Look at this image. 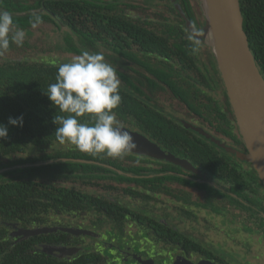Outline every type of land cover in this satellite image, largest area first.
<instances>
[{"label": "trees", "instance_id": "16d2710c", "mask_svg": "<svg viewBox=\"0 0 264 264\" xmlns=\"http://www.w3.org/2000/svg\"><path fill=\"white\" fill-rule=\"evenodd\" d=\"M134 1L141 3L140 9L146 12L142 20L135 21L121 9L119 2L114 6L110 0H0V9L13 13L17 27L25 32L22 46L13 44L0 55V124L8 127V137L0 140V172L3 171L0 174V264H115L112 262L114 255L98 247L103 236L96 230L94 219L97 216L94 214L97 211H109L113 215L119 212L121 215L128 212L133 215L137 212L119 210L125 207L112 204L110 200L96 199L84 186L146 200L151 198V194H142L133 188H115L110 181L135 182L138 185L165 181L162 188L152 185L148 189L155 195L163 194L182 201L188 214H194L195 208L207 210L215 216L240 218L245 231L254 232L257 235L255 239L262 237L264 240V187L253 167L203 138L188 140L187 148L184 141L187 135L163 115L149 110L137 96L144 95L141 85H145L142 73L145 66L143 70L156 75L171 91L176 87L177 98L195 102L194 87L187 78L191 74L195 80L203 78V70L199 66L201 60L192 56L197 53L191 50L187 39L189 32L175 8L179 5L192 25L203 33L191 0H176L174 4L172 0ZM165 1V10L152 12L159 2ZM240 6L249 47L264 78V0H240ZM137 8L135 6L134 9ZM36 32L42 35L41 44L31 43ZM62 41L65 46L61 47ZM59 44L58 48L62 51L71 46L69 54L82 55L84 51L102 53L112 63L121 81L119 91L122 101L114 110L121 124L140 130L144 123L148 124L150 128L147 132L151 137H156L164 148L182 159H188L208 182H189L192 188L198 189H177L174 185H187V182L178 175L167 174V168L162 171L167 174L163 178L143 179L122 175L121 172L142 175V169L134 165L136 157L130 154L118 158L105 153L92 155L79 151L74 145L54 151L57 146L70 144L67 141L61 144L56 139L57 125L53 122L55 116L69 114L61 112L46 94L48 86L56 82L60 63L35 60L29 58V53L55 52ZM207 51L213 56L210 48L207 47ZM130 61L133 73H130ZM131 77L136 88L131 87L134 84ZM207 82L210 85V81ZM220 82L223 83L221 78ZM129 87L134 90L133 93ZM204 107L213 112L209 115L218 122L219 135L236 138L229 103L226 121L221 117L219 108L212 103ZM21 116L22 127L9 124V118ZM78 119L94 123L90 115ZM30 150L38 152L29 153ZM154 173L158 172L151 174ZM70 214L76 216H67ZM105 217L115 221L122 232L126 224L136 225L147 235L145 238L161 245L165 252L174 250V254H183L186 260L194 255L196 258L215 260V264L225 261L206 243L178 230L166 219L161 222L158 217L151 216ZM87 220L91 228H81L93 235L80 236L82 240L60 230L18 243V239L12 237L14 227L76 228L79 222ZM44 246L84 251L74 257L60 259L45 253ZM116 264L129 262L119 259Z\"/></svg>", "mask_w": 264, "mask_h": 264}, {"label": "flooded vegetation", "instance_id": "af4514ba", "mask_svg": "<svg viewBox=\"0 0 264 264\" xmlns=\"http://www.w3.org/2000/svg\"><path fill=\"white\" fill-rule=\"evenodd\" d=\"M112 1L113 5L116 6L118 3V0H110ZM141 4H135L129 6L120 4L121 9L123 8L125 13L137 20L143 19L142 10L140 9ZM138 7L137 10L141 13L132 16L128 14L130 12L129 9H133ZM186 26V25H185ZM196 29V28H195ZM188 31V30H187ZM189 32V31H188ZM204 45V44H203ZM202 45V46H203ZM205 46V45H204ZM200 48L199 52L196 56L201 60L200 64L203 65V78L201 76L200 80H195L194 77H189L187 80L193 85V98L195 99V102L193 101H184L185 99H181V97H176V87L171 89L168 87V85H164L160 78H158L156 75L148 73V70L145 71L143 68H146L145 66L142 67V73H144L145 77L143 79L145 85L142 86V90L144 95H137L138 98H140L144 103H146V107L149 108V110H152L156 112L159 115H163L172 125H174L179 131L185 133L187 135V138H185V146L188 148V140H191L193 138H203L206 140L205 137H203L198 131L201 130L203 132L209 133L213 135L215 138L222 140L225 144L232 146L236 149H239L243 152H247L242 147L243 141L241 139L238 127L236 125L235 117L232 111V115L234 117L233 122H235L236 129L233 130L235 132L236 138L230 139L227 137H223L218 134L217 130V124L218 122L213 121V118L209 113H213L211 110H206L204 105H208V103H212L216 108H219L221 111V117L225 119L227 118V110H228V97L226 94L224 83L221 84L220 78L221 74L218 69L217 62L215 60V57L212 56L207 51V47L205 46ZM146 57L150 56L148 54H145ZM130 68L133 66L132 61L129 62ZM131 72L132 68L130 69ZM191 73V72H190ZM132 75V74H131ZM160 79V80H159ZM210 81V85L207 82ZM222 80V78H221ZM131 82H134L131 87H135V81L131 77ZM165 82V81H164ZM129 91L133 93V89L129 87ZM156 91V92H155ZM225 93V95H224ZM198 98V100H197ZM192 99V98H191ZM193 100V99H192ZM197 100V102H196ZM200 103V104H199ZM230 105V104H229ZM231 107V106H230ZM210 111V112H209ZM229 118H231V114L228 115ZM125 128H129L131 131H137L144 136H146L151 142L157 144L159 147H161L162 150L167 151L175 156H177L175 153L169 151L168 149L164 148L162 143H160V140L157 141L154 137H151L147 130H149L150 126L146 123L143 124V129H137L132 128L130 126H124ZM178 151V150H177ZM188 151H186L187 153ZM131 156H135L136 163H134L135 166H138V168H141L142 175H132L127 172H121L122 175L130 176V177H140L143 179H150L154 177H165L167 174H174L182 177L187 182V185L174 183L170 185H174L175 188H183V189H198V188H192L191 185H189V182H195V183H206L208 182L206 176L204 174L199 173L194 174L192 172H188L184 170L183 168L179 166H175L169 163H166L164 161H159L156 159H152L145 156H138L131 154ZM179 157V156H177ZM182 158V157H179ZM188 161V159L183 158ZM131 160V159H130ZM191 163L190 161H188ZM192 164V163H191ZM170 165V166H168ZM192 166L197 169L199 172H201L194 164ZM111 170L116 171L115 168L109 167ZM168 169L169 171L165 175L162 173L165 169ZM157 171L158 173L151 174L152 172ZM117 172V171H116ZM197 176V177H195ZM184 181V182H185ZM115 188H133L137 190L138 192L142 194H151V198L149 200L143 199L142 197L132 198L130 196L125 197L121 194H117V191H113L110 194L106 192L103 189L96 188L94 186H84L86 188L87 192H90L93 194V196L96 199L102 198L103 200H110L112 204H119L125 209L119 208V210H132L134 212H137L135 214L131 213H125L124 215H121L120 212L117 215H113L109 213V211H97L94 216H97L96 219H94V224L96 227V230L99 231V233L103 236L102 240L98 243V247L102 250H107L109 254H113L115 257V260H113V263H117L119 259H122L124 262H135L136 264H147V260H151L153 264H165L164 261H166L168 258L162 254L161 252L154 253V250L156 247H159L160 249H163L161 245H158L151 241L147 237L145 233H142L139 228L134 224H126L124 226L123 232L121 231V228L117 226L115 221L108 219L105 216H151L154 218L161 219V222H164L165 219L169 222H172L175 227L184 232L187 235H190L203 243H206V246L208 248H211L215 254H218L221 259H224L225 261H230V263H234L232 259H228L227 256H225V250L222 246H218L221 248V250L213 249L211 246L212 242L205 241L202 235H194L193 233H189L185 230L180 229V226H184L188 230L192 228L194 222L198 221L199 225L201 223L204 224V229L206 232H208L211 236L214 235L215 237H219L221 239V244L224 247H227V245H242L240 244L238 240L239 234H245L248 236V238L257 240L258 242L260 239H255V233L250 231H245L244 225L240 222V218H227L226 216H215L213 213H210L207 210L203 209H195L193 208L194 214H188L186 213V207L183 204L182 201H179L177 199L169 198L164 196L163 194H157L155 195L153 192H150L148 187L155 186L157 188H162L163 185H165V181L158 180L155 181L154 184H147L144 183L142 185H138L135 182H125V183H119L117 181H110ZM80 187V185L78 186ZM175 210V216H177L179 222H174L171 218L168 216H171L169 214L170 211ZM207 212V213H206ZM67 216H76V215H67ZM89 216V215H85ZM164 216V217H163ZM199 216H204L203 218H200ZM163 217V218H162ZM187 221V223L185 222ZM69 225H73L72 223H68ZM75 226V225H73ZM91 228L90 221H84L79 222L78 226H75L76 228L82 229L81 227L87 229L86 227ZM72 227V226H70ZM93 228V227H92ZM98 228V229H97ZM194 231V230H192ZM258 231V230H257ZM106 233H109V238L107 239L104 235ZM128 232H133V235H129ZM257 236V235H256ZM78 240H82V237H80ZM144 241H147L146 244L142 243ZM248 240V239H247ZM262 241V240H261ZM247 242V241H246ZM96 242H93L94 244ZM82 247V246H81ZM77 249V253L80 251L79 248ZM154 253L153 256L150 255V252ZM174 250L169 251V254L172 256V261L169 264H174L177 260V258H182L185 261V264H201V262H207L206 264H215V260H209L206 258L198 257L196 258L194 255H190L187 257V260L184 255L182 254H174ZM76 253V254H77ZM232 254L235 252H231ZM75 254V255H76ZM166 254V252H165ZM74 255V256H75ZM148 257H147V256ZM234 255V254H233ZM73 256V257H74ZM201 258V259H200ZM219 262V264H226V262ZM189 262V263H188ZM217 262V261H216Z\"/></svg>", "mask_w": 264, "mask_h": 264}, {"label": "water", "instance_id": "95a60500", "mask_svg": "<svg viewBox=\"0 0 264 264\" xmlns=\"http://www.w3.org/2000/svg\"><path fill=\"white\" fill-rule=\"evenodd\" d=\"M175 1L172 0L174 3ZM202 1L207 18L206 28L203 31L204 36L201 38L202 44L210 48L215 57L236 125L247 152L229 146L209 133L196 131L226 154L250 164L264 187V78L249 47L240 0ZM175 8L190 33L195 27L179 5H175ZM125 130L131 134L137 145L131 154L164 161L197 175L200 173L187 160L162 150L143 134L131 131L129 128ZM2 173L3 171L0 172ZM59 230L77 237L93 235L92 232L79 228L25 229L14 227L12 237L17 238L16 243H18L41 235L57 233ZM43 251L60 259L73 257L77 253L76 248L49 246H44ZM174 264H185V261L177 258Z\"/></svg>", "mask_w": 264, "mask_h": 264}, {"label": "clouds", "instance_id": "9594fccd", "mask_svg": "<svg viewBox=\"0 0 264 264\" xmlns=\"http://www.w3.org/2000/svg\"><path fill=\"white\" fill-rule=\"evenodd\" d=\"M203 36L195 28L188 34L193 53H198L202 47ZM24 39L25 32L17 27L13 13L0 9V55L13 44L22 46ZM120 87L116 69L100 52L84 51L71 62L61 63L56 82L50 84L46 92L61 112L69 114L54 117L56 139L92 155L105 153L118 158L134 151L137 145L114 111L122 101ZM86 115H90L94 123L78 119ZM9 124L22 127L23 116L9 118ZM7 137L8 127L0 124V140Z\"/></svg>", "mask_w": 264, "mask_h": 264}, {"label": "rangeland", "instance_id": "374dc122", "mask_svg": "<svg viewBox=\"0 0 264 264\" xmlns=\"http://www.w3.org/2000/svg\"><path fill=\"white\" fill-rule=\"evenodd\" d=\"M104 1H109V0H104ZM118 2L122 5H135V4H141L138 3L134 0H118ZM176 2V1H175ZM158 3V2H157ZM167 3V1L165 2H159L157 5V8H154V10L152 12L155 11H162L165 10L164 6ZM174 4V2H172ZM191 3L194 7V11L196 14L197 19L200 22V28L205 31L206 28V14L203 8V1L202 0H191ZM140 8H142V4L140 5ZM130 12H128V14L132 15V16H136L138 14H140L141 12L138 11L137 9H129ZM142 14L145 15L146 12L142 11ZM142 15V16H143ZM51 31H49L48 33H50ZM40 38H42L41 33L36 32L34 33L32 39H31V43H37V44H41V42H39ZM50 41V40H49ZM60 44L61 47L65 46V42L62 41ZM57 45L56 51H51V52H46V53H42V52H30L29 53V58H34L35 60H39V61H48V62H57V63H67V62H71L74 58L80 56V55H76V54H69L71 52V46L70 47H66L64 49V51H62L60 48H58ZM203 45V44H202ZM204 49L205 46H202ZM58 49V51H57ZM206 49V48H205ZM103 52V51H102ZM106 62H108L109 64L112 65L111 62H109V60L107 58ZM201 69H203V65L200 64L199 65ZM114 67V66H113ZM68 147H73L72 144H69L68 146H57L55 150H63L65 148ZM38 151L36 150H30L29 153H37ZM245 167H248V165L245 164ZM169 214H171V216H168L169 218H171L172 220H174V222H179L177 216H175V210H172L169 212ZM164 217V216H163ZM162 217V218H163ZM200 218H203L204 216H199ZM187 223V221H185ZM204 224L201 223L199 225V222L196 221L194 222L192 228H190V230H188L187 228H185L184 226H180V229L185 230L189 233H193L194 235H202L201 237L204 238L205 241L208 242H212L211 246L214 245L212 248L221 250V248H219L218 246H222L223 249L225 250V256H227L228 259H232V261L234 262V264H264V240L261 239L259 242L257 240H253L248 238L247 235H245L244 233L239 234L238 235V240L239 242H241L240 244L242 245H227V247H224L221 243V239L219 237H215L214 235H210L208 232H206V230L204 229ZM194 230V231H192ZM129 235H133V232H128ZM259 235V234H258ZM261 235V234H260ZM259 235V236H260ZM107 239L109 238V233L105 232L104 235ZM262 238V237H261ZM248 239V240H247ZM260 239V238H257ZM91 241V240H89ZM247 241V242H246ZM147 241H144L142 243L146 244ZM103 251H107L106 249ZM150 252V249H149ZM156 252H161L162 254L165 255V251L163 249H160L159 247H156V249L154 250V253ZM231 252H235V253H231ZM154 253L150 252V255L153 256ZM113 255V254H112ZM166 255L168 256V259L166 261H164L165 264H169L172 261V256L171 254H169V251L166 250ZM129 264H136L135 262H130ZM144 264V263H143ZM147 264H153V262L151 260H147Z\"/></svg>", "mask_w": 264, "mask_h": 264}]
</instances>
